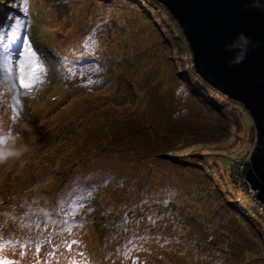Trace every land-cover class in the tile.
Listing matches in <instances>:
<instances>
[{"label":"rangeland","instance_id":"obj_1","mask_svg":"<svg viewBox=\"0 0 264 264\" xmlns=\"http://www.w3.org/2000/svg\"><path fill=\"white\" fill-rule=\"evenodd\" d=\"M0 1V128L28 147L0 165V261L264 264V210L227 200V180L255 198L253 121L197 84L177 22L147 0Z\"/></svg>","mask_w":264,"mask_h":264},{"label":"water","instance_id":"obj_2","mask_svg":"<svg viewBox=\"0 0 264 264\" xmlns=\"http://www.w3.org/2000/svg\"><path fill=\"white\" fill-rule=\"evenodd\" d=\"M159 1L182 28L197 72L251 117L254 145L241 171L264 207V0ZM241 33L250 41L246 56L230 65Z\"/></svg>","mask_w":264,"mask_h":264},{"label":"trees","instance_id":"obj_3","mask_svg":"<svg viewBox=\"0 0 264 264\" xmlns=\"http://www.w3.org/2000/svg\"><path fill=\"white\" fill-rule=\"evenodd\" d=\"M149 3H152V5H155V6H157V7H160V8H162V10H164L165 11V13H166V17H167V19H168V21L170 22V23H172V22H177L176 20H175V18H173V16H172V14L170 13V11L159 1V0H147ZM0 3H1V1H0ZM44 36H51V34H44ZM1 40V39H0ZM196 72H197V70H195V74H196ZM194 74V76H197L199 79H198V82H197V84L199 85L200 83L201 84H206L207 85V88H209V89H211L212 91H214V92H216V93H218V94H221V92H219V90L217 89V88H215L213 85H211L209 82H207L198 72H197V74L198 75H195ZM200 76V77H199ZM200 84V85H201ZM192 86H194V88L196 89V90H198L197 89V85H196V83H195V85L194 84H192ZM221 95H223V94H221ZM228 100L230 101V102H232L231 104L233 105V106H235V107H237L239 110H242V111H244L243 109H242V105L236 100V99H233V98H228ZM244 108V107H243ZM210 152V154L211 155H207V159H208V161H213V160H215L216 158L214 157L216 154L217 155H222V157L225 155L224 153H220V152H214V151H209ZM224 158V160L225 161H228V159L227 158H225V157H223ZM232 158V157H231ZM228 163H229V161H228ZM219 168H224V169H228L226 166H223V165H219ZM207 171H209V170H207ZM214 170L212 169L210 172H209V175L214 179V177L213 176H215V174H214ZM224 180V179H223ZM226 183L228 184V187H230L231 186V189L233 190V192L232 191H229L228 192V199L227 200H229V198H230V201H233V202H237L239 205H240V207L241 208H243V209H246L247 208V205L248 204H254L255 205V207L257 208V213L258 214H260L259 212H261L260 210H264V207L250 194V193H247L246 191H244L243 190V188H242V186H240L238 183V185H236V183H234V182H232V181H229V180H227L226 181ZM234 183V184H233ZM217 185H219L218 183H217ZM235 197H237V198H239V199H236ZM245 202L247 205H245L243 202ZM259 203V204H258ZM247 211H248V213H247V215L250 217V218H252V219H258L257 218V216L255 215V213L250 209V211L248 210V209H246ZM253 213V214H252ZM262 214V213H261ZM263 215V214H262Z\"/></svg>","mask_w":264,"mask_h":264},{"label":"clouds","instance_id":"obj_4","mask_svg":"<svg viewBox=\"0 0 264 264\" xmlns=\"http://www.w3.org/2000/svg\"><path fill=\"white\" fill-rule=\"evenodd\" d=\"M250 41L243 33H241L237 40L230 46L231 50L236 52L232 60L229 61L230 65L235 63H242L247 52V44ZM19 134L13 135L11 129L5 131L0 128V165L7 163L10 159H20L28 147H17Z\"/></svg>","mask_w":264,"mask_h":264},{"label":"snow or ice","instance_id":"obj_5","mask_svg":"<svg viewBox=\"0 0 264 264\" xmlns=\"http://www.w3.org/2000/svg\"><path fill=\"white\" fill-rule=\"evenodd\" d=\"M24 40H25V43H27L26 37L24 38ZM20 71H21L20 84L25 88L31 87V84L34 82L33 79L31 78L32 74H29V78L26 80L23 65L20 66ZM34 72H35V70H33V74H34ZM0 264H12V262L0 261Z\"/></svg>","mask_w":264,"mask_h":264}]
</instances>
